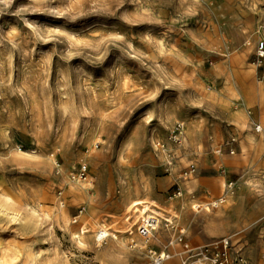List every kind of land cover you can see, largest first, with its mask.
I'll return each instance as SVG.
<instances>
[{
    "label": "rangeland",
    "instance_id": "1",
    "mask_svg": "<svg viewBox=\"0 0 264 264\" xmlns=\"http://www.w3.org/2000/svg\"><path fill=\"white\" fill-rule=\"evenodd\" d=\"M248 40L253 49L244 59ZM261 41L264 0H0V194L53 215L62 196L70 232L92 235L81 227L107 212H129L136 186L164 204L183 192L194 251L221 240L227 228L235 247L255 262L264 254V134L255 131L257 123L264 129V105L243 101L239 89L247 82L242 67L258 69L256 80L264 82ZM236 111L249 127L236 123ZM195 126L202 135L193 142ZM184 128L186 146V137L178 136ZM232 134L238 142L228 165L217 155H228L221 144ZM17 148L28 154L15 160ZM56 151L66 169L88 164L97 213L88 201L70 200L63 185L68 177L51 158ZM98 155L104 157L100 169L90 161ZM193 170L188 191L185 178ZM226 179L237 188L215 215L221 231L194 225L192 203L221 195ZM116 195L119 206L108 205ZM80 210L85 213L74 223ZM141 210L134 209L133 221L126 217L130 227L110 214L108 224L130 228L117 232L128 241ZM70 232L56 226L55 246L10 227L0 241L9 257L27 264L29 252L41 251L48 260L60 249L72 264H101L97 251L79 246ZM140 260L145 264L147 257Z\"/></svg>",
    "mask_w": 264,
    "mask_h": 264
},
{
    "label": "bare ground",
    "instance_id": "2",
    "mask_svg": "<svg viewBox=\"0 0 264 264\" xmlns=\"http://www.w3.org/2000/svg\"><path fill=\"white\" fill-rule=\"evenodd\" d=\"M254 39L256 38L253 36ZM253 49V43L252 41L248 40L246 44V50L243 53L244 59H246L248 56L251 55V50ZM243 68V74L247 78L246 84L239 89V94L243 96V101L258 99L262 105H264V82H258L256 80V74L258 73V69L255 67H242ZM241 69V68H240ZM231 95L234 97H237V91L234 90L232 87ZM233 119L236 121L237 124L242 125L243 129L249 127L248 120L241 112H233L232 114ZM173 121V119H172ZM259 124V123H258ZM263 128V126H262ZM264 134V129H263ZM191 135L194 137L196 141V138H201L202 132L197 129V127L192 128ZM181 138L186 137L185 140V146L186 144H189L188 134L186 136L185 128L181 131L180 135H178ZM177 138V137H176ZM214 137H212L213 139ZM151 140L154 141V137H151ZM261 147V146H260ZM246 148V146H244ZM161 147L160 144H154V150L160 151ZM13 155L15 154V160H18L21 157L19 156L23 154H28V152L23 151L20 148L12 150ZM219 161H222L223 163L230 164L233 161V157L230 155H224L219 154ZM70 162H73V156L70 157ZM90 161L97 166L99 169L102 168L104 157L101 155L91 157ZM55 163V162H53ZM47 169L48 165L46 164ZM70 169V167H67ZM195 170L192 171V174H186L188 176L185 178V190H192L193 186L195 184V178L196 175L194 174ZM220 174V177L223 179L226 177L225 174ZM185 177V176H184ZM64 182L63 185L66 188L67 194L71 198L72 202L79 203L82 201H88L91 203V207L89 211L91 213H97L100 209V207L94 203V199L91 195V191L95 189L94 179L93 178H87L84 181H81L80 179H65L64 176ZM228 180V179H227ZM222 192L224 190V184L226 180H222ZM136 197L134 200L130 203V207H132L130 210L127 209L125 212L122 211L121 213H106L102 214L98 217H92L90 220H88V224L90 225L89 230L92 235L90 234H80L75 232H70L72 226V222L66 212V206L67 203L62 200V196L58 198V204L60 205L59 211L55 212V215L52 213L45 212L38 208L37 206H34L30 203H25L21 207H19L16 202L9 196H6L5 198L0 194V237L5 234L6 229L13 227L15 231H17V234L21 235L22 237L24 235H28L30 233H35L38 238L40 239H49L52 241V244H55V246L58 244V236L56 235V226H60L61 228L67 230L70 232L72 238L78 243L81 247L89 246L93 249H95L98 253V259L100 260L101 264H141V257L146 258L147 254L145 252V248L148 247V245L139 237V247L131 250L130 245L127 243L128 241L125 240L126 237H123L125 233L118 234L117 232L122 230L125 232H128L130 228H122L118 229L114 226L113 229H108V221L103 219H108V214L112 215V217H116L119 220L125 218L124 226H128L131 222L127 220V218L132 217V221L136 217V213L134 212V209H137L139 205H143V202H146L149 204V206L155 207L152 208L154 210H157L161 216H165L167 213L172 212L174 210L183 209V213L186 218V215L188 216V211H185V204H187V200L184 199L183 192H179L173 197V201L170 204H164L155 198L151 197L150 193L146 192L142 187L136 186L135 189ZM206 196V202L203 204V209H198L197 204L192 203V212L189 214V219L192 221L194 225L197 226H203L206 225L211 231L219 230L221 231V226L217 225L216 223V216L218 213L222 210V208L218 210H213L212 208H208L207 199ZM119 201L121 203V199L119 200L117 198V195L111 199V201H108V205L112 206H119ZM194 202V201H193ZM184 203V205L181 204ZM134 207V208H133ZM136 207V208H135ZM176 208V209H175ZM199 214V215H197ZM216 215V216H215ZM106 217V218H105ZM127 217V218H126ZM123 221V222H124ZM74 222V219H73ZM110 222V221H109ZM188 224V223H187ZM113 226V225H110ZM132 226V224H131ZM130 227V225L128 226ZM104 231V233H107L109 237H107L105 240H102L101 234L99 233L98 229ZM156 236L162 240V242L169 248V250L173 254V260L169 264H177L179 260H183L186 257L189 256L188 253H186L184 250H181L179 248V244L176 243V236L177 234L175 231L166 229L165 226L161 225L156 228ZM81 230V229H80ZM130 233V232H129ZM127 233V234H129ZM225 233V230H224ZM79 234V235H78ZM133 234V233H132ZM137 236V233L134 235ZM127 236V240H128ZM260 241H264V235L260 236ZM108 242V243H107ZM104 243H107L106 246H103ZM167 243H170L168 245ZM152 246H155L156 248H161L158 242L155 240L151 244ZM151 249L150 247H148ZM153 248V247H152ZM6 244L0 241V264H27L23 261H17L18 259L15 256H8ZM201 249V247H200ZM29 255L31 257V260L28 264H72L69 262V258L66 254L65 250L60 249L56 256H50L48 260H44L45 253H42L41 251H32L29 252ZM141 256V257H140ZM76 264V263H75ZM181 264V263H180Z\"/></svg>",
    "mask_w": 264,
    "mask_h": 264
},
{
    "label": "built area",
    "instance_id": "3",
    "mask_svg": "<svg viewBox=\"0 0 264 264\" xmlns=\"http://www.w3.org/2000/svg\"><path fill=\"white\" fill-rule=\"evenodd\" d=\"M258 61L261 63L264 60V41H261L257 49ZM255 131L260 133L263 131V128L260 124H255ZM238 142V137L236 134H232L225 139L221 147L227 149L228 155L232 156L236 154L235 145ZM100 145V142L97 143ZM220 151V150H219ZM51 158L54 159L55 165L60 172H63L70 179H87L90 176V169L88 164H81L78 168L75 169H66L63 163V156L61 151H56L51 154ZM62 160V161H61ZM219 172L221 174L227 175V170L224 164H221L219 167ZM237 188V182L234 180L226 179L224 184V190L218 197H215L207 201L208 208L213 210H218L222 208L228 201L231 196L235 193ZM205 203V202H204ZM202 203L197 204L198 209H203ZM140 218L137 223V236H134L132 233L128 237V244L131 248H140L139 247V237L150 247L145 248L147 254V262L145 264H169L174 258L172 252L169 248L156 236V228L163 225L166 229L173 230L177 232L176 243L183 247V250L189 254L188 257L181 260V264H264V254L259 252L258 259L255 262H251L244 254L243 249H237L233 242V237L229 230L225 228V235L221 240L212 242L204 246L199 251H194L187 241V228L185 226V216L183 209L174 210L167 213L165 216H161L157 210H154L150 207L148 203L143 202ZM138 206V207H139ZM137 207V208H138ZM85 211L80 210L79 215L74 217V223H78L79 219L84 215ZM106 218V217H105ZM132 218V217H131ZM262 218L258 215V219ZM107 219H103L105 221ZM230 223V218H225V224ZM90 225L86 222L85 225L81 227L83 232L90 231ZM113 226L108 225V229H113ZM124 229V228H123ZM101 234L102 240H105L109 235L104 233V231L98 229ZM125 232V231H124ZM262 236V235H261ZM157 241L161 248H156L152 246L153 241ZM168 245L170 243H167ZM153 247V248H152Z\"/></svg>",
    "mask_w": 264,
    "mask_h": 264
}]
</instances>
